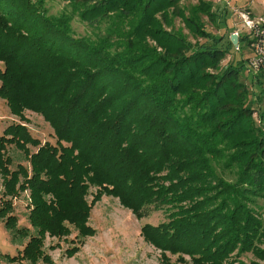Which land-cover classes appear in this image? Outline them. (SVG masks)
Returning a JSON list of instances; mask_svg holds the SVG:
<instances>
[{
  "label": "trees",
  "instance_id": "trees-1",
  "mask_svg": "<svg viewBox=\"0 0 264 264\" xmlns=\"http://www.w3.org/2000/svg\"><path fill=\"white\" fill-rule=\"evenodd\" d=\"M62 1L53 14L45 0H0V96L21 121L40 114L55 137L41 142L21 121L0 134V151L13 144L30 166L3 162L5 185L19 179L13 196L28 193L31 228L6 216L10 199L0 206L12 236L32 231L22 258H39L43 230L91 235L86 196L108 194L139 219L167 212L141 227L160 249L202 264L264 260V69L240 57L203 71L235 48L201 22L221 15L209 4L186 13L181 0ZM75 18L89 31L76 34ZM176 18L203 41H188Z\"/></svg>",
  "mask_w": 264,
  "mask_h": 264
},
{
  "label": "rangeland",
  "instance_id": "rangeland-1",
  "mask_svg": "<svg viewBox=\"0 0 264 264\" xmlns=\"http://www.w3.org/2000/svg\"><path fill=\"white\" fill-rule=\"evenodd\" d=\"M201 2L211 5L209 8L211 14L214 12L221 14L220 17L217 15L211 19L206 15L202 16L201 22L209 32L225 37L228 34H237L236 46L238 50L231 48L230 52L219 60L216 67H206L203 70L207 74H217L224 70L230 61H235L240 57L246 59L252 55V48L247 44L248 38L251 40L252 37L243 28L236 10L247 8L256 16L263 15L264 0H181L180 3L185 12L188 13L190 9L201 4ZM65 3L62 0H45L48 12L53 14L60 12L66 6ZM220 19L224 20L219 22ZM72 25L76 34L82 35L89 31L88 26L76 18ZM174 26L187 36L188 41L192 43L197 40L203 41V39L193 37L192 32L179 18L175 19ZM148 41L151 42L150 39ZM158 50L161 51V48L158 47ZM245 63L248 65L247 61ZM245 75H248L246 70ZM245 82H247V78H245ZM262 85H264V81ZM259 110H264V104L259 106ZM22 115L25 120L21 121V117L14 116L5 100L0 96V134L10 123L21 121L32 136L39 141L55 143L52 128L40 114L25 111ZM252 117L260 124L259 111L254 112ZM26 147L30 148L31 151L35 150V147L29 144ZM3 148L0 151V206H4L6 199H10L11 208L6 216L10 213L16 216L18 228H31L27 219L26 198L28 193L23 192L19 196H13L15 193L12 192L19 189V179L16 178L17 180H13L14 182H8L5 185L9 171L4 169L3 162L7 163L5 159L9 156L13 159V163L9 164L8 162L10 169L16 168L15 166L19 163L28 168L30 166L28 161L22 160L21 149L13 144H7ZM5 190L11 193H7ZM91 190L94 191L93 188ZM86 199L90 204V210L85 223L94 232H88L91 235L77 237L80 232L77 229H72L67 234L50 236L48 232L43 230L44 232L41 231L38 234L41 239L40 241L38 239V246H35L40 250L41 255L45 256L41 258V255L38 254L37 257L39 258L34 261L23 259L21 252L24 245L31 243H28L32 237L31 229H27L29 231L23 232L21 235L19 234L20 236H12L11 232L5 228L4 220L0 219V264H202L194 262L195 260L189 255L171 253L168 250L160 249L143 237L141 227L146 224L154 226L166 222L168 220L166 211H152L148 216L139 219L116 196L100 194L95 197L88 195ZM68 250L70 251L68 252ZM240 260L244 264H264V260L254 259L251 254L243 255ZM226 263L232 264L233 260H227Z\"/></svg>",
  "mask_w": 264,
  "mask_h": 264
},
{
  "label": "built area",
  "instance_id": "built-area-1",
  "mask_svg": "<svg viewBox=\"0 0 264 264\" xmlns=\"http://www.w3.org/2000/svg\"><path fill=\"white\" fill-rule=\"evenodd\" d=\"M236 13L241 20L243 28L252 37L250 46L252 55L247 61L248 66L252 71H257L260 68L264 69V14L256 16L251 14V11L246 8L237 9ZM236 45H234L235 49L238 50Z\"/></svg>",
  "mask_w": 264,
  "mask_h": 264
},
{
  "label": "water",
  "instance_id": "water-1",
  "mask_svg": "<svg viewBox=\"0 0 264 264\" xmlns=\"http://www.w3.org/2000/svg\"><path fill=\"white\" fill-rule=\"evenodd\" d=\"M230 40H231L233 45H236L237 44V35L235 33H232L230 35Z\"/></svg>",
  "mask_w": 264,
  "mask_h": 264
},
{
  "label": "crops",
  "instance_id": "crops-1",
  "mask_svg": "<svg viewBox=\"0 0 264 264\" xmlns=\"http://www.w3.org/2000/svg\"><path fill=\"white\" fill-rule=\"evenodd\" d=\"M252 12V11H251ZM253 13V12H252Z\"/></svg>",
  "mask_w": 264,
  "mask_h": 264
}]
</instances>
